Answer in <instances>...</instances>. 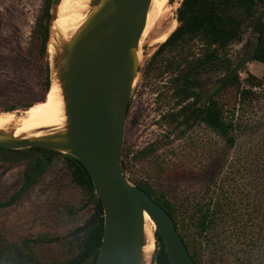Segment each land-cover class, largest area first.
I'll return each mask as SVG.
<instances>
[{"label": "rangeland", "instance_id": "1", "mask_svg": "<svg viewBox=\"0 0 264 264\" xmlns=\"http://www.w3.org/2000/svg\"><path fill=\"white\" fill-rule=\"evenodd\" d=\"M44 1L0 0V112L21 115L44 98L49 60L47 50L42 52L33 35ZM181 2L168 0L167 5L177 4L179 8ZM262 10L260 7L258 12ZM176 11H170L139 46L138 69L124 130L123 150L128 152L130 170L125 176L132 184L147 181L170 201L185 205L199 196L209 182L207 178L215 175L213 178L223 186V192L247 207L260 191L257 174L264 169V85L253 89L255 96L240 106L234 87H227L214 97L226 111H235L233 148H227L224 140L204 125L192 126L190 113L202 106L204 96L213 94L217 81L238 64L256 41V35L243 27L240 40L230 43L222 55L228 68L217 61L201 73L196 89L201 100L171 122L168 114L181 107L169 90L173 71L165 67L169 62L172 66L177 62L173 59L176 55L161 52L155 64H151V59L161 46L152 45V41L176 21ZM249 75L263 80L264 66L250 61L238 76L245 80ZM193 101L189 99L183 105ZM141 152L146 154L141 156ZM62 166V157H57L51 172L56 174ZM11 182L9 173L0 170V202L12 195ZM52 185L53 190L41 207L33 200V192L15 206L0 210V264H76L81 239L69 234L92 215L93 206L70 181L59 177Z\"/></svg>", "mask_w": 264, "mask_h": 264}, {"label": "water", "instance_id": "2", "mask_svg": "<svg viewBox=\"0 0 264 264\" xmlns=\"http://www.w3.org/2000/svg\"><path fill=\"white\" fill-rule=\"evenodd\" d=\"M60 1L51 0L46 50L49 82L56 77L65 101L64 132L33 139H16L12 131L0 132V149L7 151L0 150L1 161L18 162L24 157L14 151L41 148L69 155L85 168L94 189L95 212L72 236L97 227L103 219L95 264H143L144 212L154 224V233L158 231L163 238L169 264H194L172 218L126 178L121 165L127 108L151 0H93V13L60 52L51 57L48 47L57 42L51 26ZM244 28L259 36L264 28V9L248 20ZM254 49L252 43L238 64L217 83L224 85L238 76L251 61ZM44 167L0 208L16 201L34 184Z\"/></svg>", "mask_w": 264, "mask_h": 264}, {"label": "trees", "instance_id": "3", "mask_svg": "<svg viewBox=\"0 0 264 264\" xmlns=\"http://www.w3.org/2000/svg\"><path fill=\"white\" fill-rule=\"evenodd\" d=\"M50 5L51 0L44 1V7L33 28V35L38 38L44 54L48 41ZM260 7L264 9V0L182 1L176 12L177 28L151 59V64H155L161 52L176 55L173 59L177 62L173 66L169 62L165 67L167 71H173L169 79V90L178 98L177 106L181 107L177 112L168 114L171 122L186 114V110L201 100L202 96H198L196 92L199 87L198 76L201 73L217 61L228 68L227 59L222 55L230 43L240 40L244 24L258 13ZM251 61L264 66V28L260 35L256 36ZM49 85L47 67L44 79L45 93ZM263 85L264 79L259 80L252 75L245 80L235 76L224 85L217 84L213 94L203 97L202 106L191 111L192 126L204 125L220 136L227 148H233L236 143L233 135L236 125L232 120L235 111H226L214 97L225 88L234 87L240 106L246 99L255 96L253 89ZM189 99L195 101L184 106L183 103ZM128 113L129 105L127 116ZM145 154L146 152L140 153L141 156ZM73 164L77 170L73 173V178L78 182L84 180L88 189L92 190V182L85 168L74 159ZM121 165L126 175L130 171L126 149L122 153ZM213 177L215 175L207 178L209 182L202 189V193L185 205L170 201L164 193L154 190L147 181L134 184L169 214L194 264H264V169L257 174L256 185L260 191L251 202L249 201V205L246 202L248 208L239 204L234 196L225 194L223 186ZM102 235V222L83 235L80 247L81 261L96 252V263ZM154 238L152 264H169L165 243L158 231L154 233Z\"/></svg>", "mask_w": 264, "mask_h": 264}, {"label": "bare ground", "instance_id": "4", "mask_svg": "<svg viewBox=\"0 0 264 264\" xmlns=\"http://www.w3.org/2000/svg\"><path fill=\"white\" fill-rule=\"evenodd\" d=\"M92 1H60L57 8V18L51 26L54 38L57 41L48 47L51 57L56 51L60 52V49L73 38L93 13L94 8L90 6ZM167 2L168 0H151L142 40L147 38L156 26L168 17L170 11H176L178 8L177 4L174 7H168ZM177 25V21L173 20L167 30L152 41V45L163 44ZM18 115L14 112H0V132L8 133L12 131L13 137L16 139H33L64 132L67 121L66 106L61 86L56 77L51 80L44 99L31 105L25 112ZM143 218L145 240L142 249L143 264H150L155 250V230L154 224L147 213L144 212Z\"/></svg>", "mask_w": 264, "mask_h": 264}, {"label": "flooded vegetation", "instance_id": "5", "mask_svg": "<svg viewBox=\"0 0 264 264\" xmlns=\"http://www.w3.org/2000/svg\"><path fill=\"white\" fill-rule=\"evenodd\" d=\"M0 150L2 152H7L6 150H3V149H0ZM14 152L17 155L24 157V159L21 161H18V162H2L1 158H0V170H3L5 174L9 173V177L12 181L11 187L13 189L12 195L9 197V199L7 201L0 202V206L3 204H6L14 196H16L23 189V187L29 182L31 177L33 175H35L40 170V168L42 166H45V167H44L41 175L36 179V181L34 182V184L32 186H30L21 196H19L17 198V200L14 201L9 207L0 208V210H4V209L11 208V207L15 206V204L20 202L27 194L28 195H29V193L33 194V192L36 193V195L34 194L35 198H33V200L35 199V202L37 203L36 205H38L40 207L43 206L41 204L46 202L47 195L49 194V192L51 190H53L52 183L54 181L58 180L60 177L61 179H65V180L70 181L74 185L76 191L79 192L80 194H82L83 196H85L87 202H91V204L93 206V213H92V215L88 216L87 217L88 219L85 220L81 225H84L87 222H89V220L93 217L94 212H95L94 189L89 190L88 186L84 180L81 182H78L77 180H75L73 178V173H75L77 171L76 167L73 164L74 158H72L71 156L66 155V154H62L59 152L50 151V150H46V149H41V148L22 149V150H16ZM57 157H62V161L64 162V166L59 167L57 169L55 168L57 170V173L54 174L53 172H51V170L53 169V164L55 163V160ZM92 188H93V185H92ZM100 210L102 211L101 206H100ZM71 212L77 213V212L72 211V210H71ZM101 222L103 223L102 218L100 219L98 226L100 225ZM81 225L77 226L75 229H77ZM90 230H92V229H90ZM73 231L69 234V237L74 238V239L79 238V239H81V241L83 240V235L85 233L89 232V231H87L85 233H82V234H79L76 236H72ZM94 253L95 252H93L92 255L89 256L84 261L80 260V253H79L76 264H95L94 263V257H95ZM90 259H92L91 262H90Z\"/></svg>", "mask_w": 264, "mask_h": 264}]
</instances>
